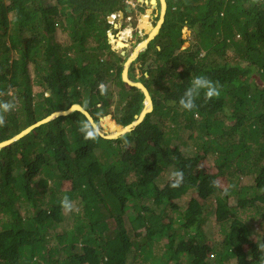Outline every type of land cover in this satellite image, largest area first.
I'll return each mask as SVG.
<instances>
[{
	"label": "trees",
	"instance_id": "1",
	"mask_svg": "<svg viewBox=\"0 0 264 264\" xmlns=\"http://www.w3.org/2000/svg\"><path fill=\"white\" fill-rule=\"evenodd\" d=\"M166 2L159 35L134 62L154 107L140 125L108 140L75 111L0 149V264L264 260V0ZM126 8L0 0V99L15 104L0 144L74 105L98 125L114 98L117 125L136 121L145 95L123 81L127 59L109 37V17ZM198 75L221 95L205 102L202 91L183 110ZM65 195L78 210L63 212Z\"/></svg>",
	"mask_w": 264,
	"mask_h": 264
},
{
	"label": "rangeland",
	"instance_id": "2",
	"mask_svg": "<svg viewBox=\"0 0 264 264\" xmlns=\"http://www.w3.org/2000/svg\"><path fill=\"white\" fill-rule=\"evenodd\" d=\"M124 1L127 5L131 7V12H120L114 15L113 17L111 16L113 18V21H109V23L113 26V28L111 29V31H109V37L111 39V45L113 46V49L120 55L124 53L123 57H125V60L127 59L126 63H128V60L134 54L137 46L140 45L142 42L147 41L151 36V32L159 28V25L162 22L163 8L161 1L159 2L158 0H154V5L152 4L153 0ZM121 13H124L123 18L120 16ZM125 13L128 14V17H126ZM145 17H147L146 23L144 22ZM157 17L159 18L156 19ZM143 22L145 25L142 24ZM126 32H129V34ZM56 39L63 42L66 38L63 36V34L58 31L56 34ZM182 39V48L184 50L190 48L193 42L192 31H190L188 28H184L182 31ZM117 41L122 42L125 47L123 49L117 48L115 44V42ZM138 53L141 54L142 51ZM136 60L137 58L131 63L128 68V79L130 82L143 84L141 81L142 69L139 64L134 63ZM131 68H134L135 70L132 71ZM48 94H50V91H48ZM115 102L116 99L114 98L109 104L108 110L110 111V114L105 116L106 118H109V120L103 124V121L100 120L103 117H101L99 119V124L97 125L95 123L97 129L101 134H116L121 128V126L117 125L116 123L115 112H117V114H121L120 110L124 105L119 106ZM144 107L146 108L145 103Z\"/></svg>",
	"mask_w": 264,
	"mask_h": 264
},
{
	"label": "clouds",
	"instance_id": "3",
	"mask_svg": "<svg viewBox=\"0 0 264 264\" xmlns=\"http://www.w3.org/2000/svg\"><path fill=\"white\" fill-rule=\"evenodd\" d=\"M249 2L250 4L254 5L258 3V0H249ZM127 7L131 9L129 5H127ZM113 16L114 15H112V17ZM202 91L204 94L205 102H208L213 98H218L221 95L220 86L217 82H214L205 75H198L191 79L190 86L184 90L183 95L179 98L178 103L180 108L187 111H192L193 109H195L197 107L196 100L200 97ZM3 95L4 93L0 92V97H2ZM14 107L15 104L13 101L0 99V126H3L5 124V114L11 112ZM182 179L183 172H173V182L171 186L174 188L179 187ZM60 207L64 213H72L73 211L78 210L74 202L67 195H65L60 200ZM258 250L262 255H264V243L258 244ZM260 264H264V260H261Z\"/></svg>",
	"mask_w": 264,
	"mask_h": 264
},
{
	"label": "water",
	"instance_id": "4",
	"mask_svg": "<svg viewBox=\"0 0 264 264\" xmlns=\"http://www.w3.org/2000/svg\"><path fill=\"white\" fill-rule=\"evenodd\" d=\"M154 1V0H153ZM156 1V0H155ZM161 1V3H162V8H163V13H162V22H161V24H160V26H159V29L157 30V32H156V34L152 37V36H150L149 37V42L146 44V45H143V47H142V52H144L147 48H148V46H149V44L158 36V34H159V32H160V29H161V27H162V25H163V23H164V17H165V14H166V11H167V3H166V1L165 0H160ZM126 12H131V9L129 8V7H127L126 8ZM121 15H123L124 16V13H121ZM111 19H113L112 17L111 18H109L108 20L109 21H112ZM122 55H124V54H122ZM139 55H140V53H138L137 54V56H136V58H138L139 57ZM136 58H134L133 60H132V62L136 59ZM132 62H128V63H126L125 64V69H124V71H123V75H122V79H123V81L126 83V84H128L129 86H131V87H136V88H138L139 90H141V92L145 95V104H146V101H148L149 103H150V106H151V110H150V112H148V111H145V107H144V109H143V111H142V113L140 114V116H138V117H136V121L135 122H133L131 125H129V126H127V127H121L122 129H124V133L122 134L123 136L124 135H126V134H128V133H130V132H132L138 125H140L142 122H143V120L145 119V117H146V115L147 114H149V113H151L152 111H153V101H152V98H151V95H150V93H149V91H148V89L143 85V84H140V83H132V82H130L129 81V79H128V68H129V66L131 65V63ZM126 71H127V73H126ZM75 111H79V112H81V113H83L87 118H88V120L90 121V123L92 124V126L94 127V129L102 136V137H104L105 139H108V140H116V139H118V138H121L122 137V135L121 136H111V135H109V136H107V135H104V134H101L100 132H99V130L97 129V127H96V125H95V122H94V120H93V118L91 117V115L87 112V111H85L81 106H79V105H74V106H72L71 107V109L70 110H68V111H62V112H57V114L56 113H54L55 114V116H50V117H48V118H46V119H44V120H42L41 122H39V123H37L36 125H34V126H32V127H30L29 129H27L26 131H24L23 133H21L20 135H18V136H15L12 140H10V141H7V142H4V143H2V144H0V149L1 148H3V147H5V146H7V145H10V144H12L13 142H15V141H18V140H20L22 137H24V136H26L27 134H29L33 129H35L36 127H39V126H41V125H44V124H46V123H48V122H50V121H52V120H54V119H56V118H58V117H62V116H68V115H70L71 113H73V112H75ZM148 112V113H147ZM142 114H143V117H142V119H141V116H142ZM104 119H106V117H103V118H101L100 120L101 121H103Z\"/></svg>",
	"mask_w": 264,
	"mask_h": 264
},
{
	"label": "bare ground",
	"instance_id": "5",
	"mask_svg": "<svg viewBox=\"0 0 264 264\" xmlns=\"http://www.w3.org/2000/svg\"><path fill=\"white\" fill-rule=\"evenodd\" d=\"M154 2L155 1H152V4H154ZM164 11H163V9H162V13H163ZM120 16L123 18V15H121L120 14ZM115 18V17H114ZM144 22H146V17L144 18ZM144 22L142 23V24H144ZM161 24V23H160ZM160 26V25H159ZM159 28H157V29H155V30H153L152 32H151V36L153 37L155 34H156V32H157V30H158ZM126 33H128L129 34V32H126ZM123 41V40H122ZM149 42V40H147V41H144V42H142L140 45H138L137 46V48H136V50H135V52H134V54L132 55V57L128 60V62L130 63V62H132V60L134 59V58H136V56H137V54H138V52H140V51H142L141 49H142V47H143V45H146L147 43ZM115 44H116V46H117V48H119V49H123L124 47H125V45H123V43L122 42H120V41H117V42H115ZM122 54H124V53H122ZM121 54V55H122ZM123 56V55H122ZM126 73H127V71H126ZM133 83V82H132ZM150 110H151V106H150V103L148 102V101H146V108H145V111H148V112H150ZM147 112V113H148ZM59 113V112H58ZM57 114V113H56ZM53 116H55V114L53 115ZM52 116V117H53ZM142 117H143V114H142V116H141V119H142ZM109 120V118H106V119H104L103 120V124L105 123V122H107ZM124 129H121V130H119L118 131V133H116V134H112L111 136H121L124 132ZM110 134H107V136H109ZM123 136V135H122Z\"/></svg>",
	"mask_w": 264,
	"mask_h": 264
},
{
	"label": "crops",
	"instance_id": "6",
	"mask_svg": "<svg viewBox=\"0 0 264 264\" xmlns=\"http://www.w3.org/2000/svg\"><path fill=\"white\" fill-rule=\"evenodd\" d=\"M160 2V0H158ZM154 5V4H153Z\"/></svg>",
	"mask_w": 264,
	"mask_h": 264
}]
</instances>
